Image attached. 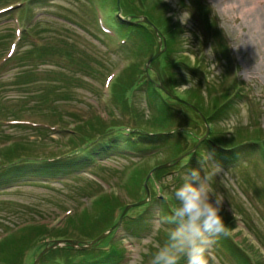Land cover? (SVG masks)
I'll use <instances>...</instances> for the list:
<instances>
[{
  "label": "rangeland",
  "instance_id": "rangeland-1",
  "mask_svg": "<svg viewBox=\"0 0 264 264\" xmlns=\"http://www.w3.org/2000/svg\"><path fill=\"white\" fill-rule=\"evenodd\" d=\"M154 2L163 3L167 17L173 18L167 20L164 27L178 32L173 60L189 63L180 68L166 64L164 39L162 34L156 33L157 44L162 42V49L158 47L155 53L160 52V56L155 64V61L146 64L156 81L154 86H174L175 91L170 94L178 96L177 100L161 92L179 109L191 107L180 97L184 98L188 91H198L205 100L207 111L212 113L216 109L212 107L213 99L226 93L232 98L238 94L234 98L233 112L225 119L211 121L208 127L191 109V117L200 125L197 121L196 124L181 122L182 115L176 114L173 125L182 127H178L181 135L175 142L182 141L185 150L191 149L183 156L174 146L159 147L142 156L128 153L129 150L111 156L108 150V154L97 157L90 166L71 175L0 187V239L8 230L44 225L49 229H66L70 235L60 241H76L80 246L90 243L89 236L84 234L87 229L83 228L89 218L85 219L84 214L89 213L96 220L87 225L92 227L89 234L94 237L96 227L106 225L102 220L103 210L111 204L106 201L100 204L97 200L101 194L120 198L123 208L120 218L125 217L127 206L141 203L148 196L147 190L141 189L145 184L153 192H158L159 185L160 194H171L173 186L182 182V172L187 170L181 163L187 161L195 148L198 150L203 145L201 140L213 130L225 139L242 130L248 134L261 130L263 144L260 145L264 150V0ZM249 2L248 6L254 3L250 6L252 11L243 13V5ZM233 4H237V9H230ZM9 6L12 7L4 10ZM111 8L112 0H0V149L16 142H34L29 147L34 146L42 154L38 156L60 157L69 152L71 143L78 139L76 127L83 120L94 121L99 116L105 124L121 121L123 112L114 103L111 90L117 76L132 58L122 51L124 42L111 22ZM185 10L190 11L191 16L187 24L182 25L177 17ZM117 19L122 21L118 12ZM153 22L160 26L155 19ZM164 34L168 48L172 45L171 36ZM20 35L25 39H20ZM44 46H52L50 53L39 57L36 51ZM88 64L87 68L83 67ZM157 74L163 81L157 79ZM169 74L177 75V85L168 84ZM144 86L129 93V103L132 110L137 109L142 122H150L152 104ZM223 102L225 99L220 105ZM123 118L127 122L128 118ZM243 145L246 147L245 143ZM247 152L244 150L243 154L248 155ZM205 155L209 163L219 165L211 154ZM175 157L178 167L171 164ZM69 164L72 169L79 167L77 160ZM219 166L222 172L214 178L213 187L223 195L222 210L233 220L231 236L254 262L264 264V163L259 154H255L242 159L235 167ZM151 168L154 171L148 177L147 171ZM164 169H171L170 173L163 174L162 178L161 173L155 175ZM137 172H141V177L129 179ZM164 185L167 188L163 192L161 186ZM149 199L151 202L147 205H152L149 207L148 230L136 236L118 224L108 230L111 232L107 231L108 235L102 241L112 238L115 232L110 241L124 252L120 264H150V255L145 249L154 251L153 243H163L171 228L160 223L162 214L158 201L152 200V196ZM142 206L132 207L130 212L138 213ZM111 208L112 212L114 208ZM84 210L86 213L81 215ZM118 212L115 211V217ZM68 216L74 223L67 230L64 227L68 224L69 220L65 221ZM118 220L115 218L114 223ZM13 234H7V237L10 235L8 242L15 238ZM40 245L26 254L24 264H34L42 251L53 247L54 243L46 239ZM208 256L209 264H238L218 250L212 241Z\"/></svg>",
  "mask_w": 264,
  "mask_h": 264
},
{
  "label": "trees",
  "instance_id": "trees-1",
  "mask_svg": "<svg viewBox=\"0 0 264 264\" xmlns=\"http://www.w3.org/2000/svg\"><path fill=\"white\" fill-rule=\"evenodd\" d=\"M27 1L45 2V0ZM121 7L123 17L128 19L127 21H120L117 19V0H112V8L110 9L109 16L111 17V22L117 28L119 39L124 42L122 51H124L126 55L129 54L131 56L129 57L132 58V62L122 70L120 75L117 76L118 78L112 85L111 97L113 98L114 103L120 107V111L124 113H121L120 115L128 118L127 122L123 121V119H125L123 117L121 121H112L113 124L112 122L109 124H105V122L103 123L99 116L96 117L94 121L83 120V122L80 124L78 123L76 127L78 139L71 143L69 152L61 154V158L56 157L55 155L51 157L38 156L42 154L38 153V150L34 146L29 147V144H33L34 142H16L6 148L0 149V187L14 184L16 182H26L28 180L40 181L68 176L72 173L78 172V170L84 166H90L91 163L95 162L97 157H103L104 154L106 155L108 153H111L110 155L112 156L116 153L123 152L124 150H129L128 153H139V155L142 156L148 151L157 150V148L159 149V147L174 146L175 151L183 156L189 153L191 149L185 150L186 147H184L182 141L175 142L176 138H179L181 135V133L178 132L180 129L178 127H182L173 125V122L176 123V114L182 115L181 122L186 121V123L193 122L196 124L198 121L191 117V109L198 114L199 118H197L199 121L202 120L201 116H203L210 126L211 121L225 119L231 112H233L234 98L237 97L238 94H235L234 98H232L226 93L213 99L212 107H214V109L216 108L213 113L207 111L205 100L200 97L201 94L198 91H188L184 98L180 97L181 100L190 104L192 108L184 106V109H179L173 105V103H171L173 101L166 98L164 94L154 86L156 81L153 80L151 72L149 73L151 78H149L145 72L147 62L154 56V54H156L155 52L158 51V40L155 36L156 33L153 28L148 25L134 23L140 18L147 17L163 35H165L164 33H168L171 36L172 45L170 47L168 46L167 52L163 54L164 59L166 60V64H169L171 68L177 67L178 65V68H180V65L183 64L184 66H188L189 63L184 60L179 62L173 60L172 56L176 54V50H174L175 48L173 46L175 43V36L178 32L176 30L171 31L167 26L164 27L165 22L167 20H172L173 18L171 16L167 17L165 11L166 8L163 6V3H156L154 0H122ZM153 19L159 22L160 26L153 22ZM129 20H131V22H129ZM160 27H162L161 29H163L164 33L160 30ZM28 35L30 36V34ZM49 48L44 46L39 48L36 53L39 54V57L47 55L50 53ZM70 57L71 56L69 55L68 58ZM143 61L145 62V65H143ZM155 63L156 61L153 64ZM157 64L159 63L157 62ZM88 66L89 64L83 67L87 68ZM155 69L159 74L158 68L155 67ZM158 74L157 79L163 81L160 77L162 73L160 76ZM176 76L177 75L169 74L168 84H171L172 82L177 85L178 82L176 81ZM143 86L147 87V95L151 98L150 102L152 104L153 116L150 122H142L140 115H138L139 113L136 111L137 109L134 108L132 110L133 106L129 103V93L136 89L138 90ZM164 86L171 93L175 91L173 88L174 86L170 87L166 84H164ZM224 99L225 102L220 105L221 101ZM120 122H124V124H121ZM146 122L148 124H145ZM201 122L203 123V120ZM198 124L200 125V122H198ZM261 132L262 131L260 130L259 132L248 134L245 133V130H242L239 131L237 135L229 136L225 139L222 137L221 133L214 132L213 130L203 141V145L200 146V148L196 150L187 161L181 163V166L186 169L190 167L196 168L199 157L205 158V153L211 154L217 164L221 166L228 165L229 167L230 165H238L242 159H248L255 154H259L260 160L264 163V150L263 146L260 145L263 142L261 139ZM191 136L194 135L192 134ZM244 143L246 147H242L244 146ZM248 144L250 146H247ZM97 147L99 150L96 149ZM244 150H248V155H245V153L243 154ZM83 154L86 156H82ZM85 157L87 158L86 162L84 161ZM177 159L178 158L175 157L171 162L175 167H178L179 165H176ZM76 160L79 167L72 169L69 163ZM154 169H156V167H154ZM154 169L151 168L148 171L146 170L147 176H149ZM170 170L171 169H164L161 172L155 173V175L161 173L162 178V175L170 173ZM137 175L141 177L142 174L141 172H137L129 177V179L132 177L134 178ZM32 177L34 179H31ZM143 188L144 187L142 186L141 189L143 190ZM166 188L165 185L163 187L161 186L163 192ZM149 190L150 193H152V200L158 201L162 216L170 214L171 194L168 193L162 195L160 194L162 193L160 191L153 192L150 186ZM97 201H100V204L104 201H106V203L111 202V204L109 207L105 208L106 210H103L102 220H105L106 225L96 227L97 231L95 234L93 233L94 237H91L92 234H89L92 227H87V225L96 220L92 218V216L90 217L89 213L84 214L86 213L85 210L81 213V215L84 214L85 219L89 218L85 221L87 225L83 228L84 230L87 229L84 234L89 236L90 241L96 239L98 236L116 225L117 222L114 223V219L117 217H115L114 213L122 208L120 198L115 195L101 194ZM150 205H152V203ZM150 205L141 207L138 213H135L134 211L129 212L123 218L124 223L121 222L122 227L129 229V231L136 236L148 230V223L151 219L149 217ZM111 207L114 208L112 212ZM134 214L137 215L134 216ZM221 215L224 218L225 232L210 236L215 247L218 250H222L225 255L229 256L238 264H258L252 260L251 256L247 254V251L241 248V244L238 242L236 243L231 236L234 227L232 225L233 220L230 218L229 214L222 210ZM69 217L65 220L66 222L69 220L67 222L68 224L65 225L66 227H64V229L67 228V230L69 229V226L74 223ZM91 218L93 220H91ZM167 226L172 227V225ZM8 233H14L13 235H15V238L8 242L10 234L8 237L6 236L0 241V264H24L26 254L35 248L36 245L41 246L40 243H44L46 239L52 240L53 243H55L56 241H60L70 235L66 229L65 231L57 228L49 229L44 225H28L16 231H6V234ZM114 234L115 232L113 233L112 238L114 237ZM112 238H107L106 241L95 245L91 250L81 251L69 246L51 250L42 258L40 264H120L124 259V252L111 244L112 241L110 240ZM38 241L40 243H38ZM25 245H27V247ZM181 264H183V262H181Z\"/></svg>",
  "mask_w": 264,
  "mask_h": 264
},
{
  "label": "clouds",
  "instance_id": "clouds-1",
  "mask_svg": "<svg viewBox=\"0 0 264 264\" xmlns=\"http://www.w3.org/2000/svg\"><path fill=\"white\" fill-rule=\"evenodd\" d=\"M191 12L183 11L177 18L186 25ZM198 159V168L182 172V182L171 190L170 214L159 217L160 223L172 225L163 243L154 242L150 264H209L210 236L225 232L223 195L213 187V180L220 176L219 165ZM159 191V185H157Z\"/></svg>",
  "mask_w": 264,
  "mask_h": 264
},
{
  "label": "water",
  "instance_id": "water-1",
  "mask_svg": "<svg viewBox=\"0 0 264 264\" xmlns=\"http://www.w3.org/2000/svg\"><path fill=\"white\" fill-rule=\"evenodd\" d=\"M121 2H122V0H117L118 10H119V17H121ZM141 22L153 26L152 23H151L150 21H148V19H146V18L142 19ZM164 42H165V40H164ZM161 44H162V42L159 43L160 48H161ZM159 56H160V52H158V54L153 58V61L156 60ZM158 89H160V90H162L163 92H165V93H166L168 96H170L171 98H173V99H175V100L178 99L176 96L171 95L170 92H169L164 86H162V85H158ZM162 168H163V167H162ZM145 203H146V201L141 202V203H138V204L133 205V206H129V207H127V209L125 210L123 216L127 213V211H128L130 208L135 207V206H138V205H142V204L144 205ZM111 231H112V230H110L109 232H111ZM109 232H108V233H109ZM108 233H105L104 235L100 236L98 239H96V240L93 241L92 243H87V244H85V245H81V246L79 245V243L74 242V241H62V242L60 241V242L56 243L53 247L46 249V250H45V251L39 256V259L35 262V264H38L40 258L43 257V256H44L49 250L54 249V248H56V247H58V246H61V245H64V244H68L69 246H71V247H73V248H76V249H80V250H88V249H91L94 245H96L97 243L103 241V240L106 238V236L108 235Z\"/></svg>",
  "mask_w": 264,
  "mask_h": 264
},
{
  "label": "bare ground",
  "instance_id": "bare-ground-1",
  "mask_svg": "<svg viewBox=\"0 0 264 264\" xmlns=\"http://www.w3.org/2000/svg\"><path fill=\"white\" fill-rule=\"evenodd\" d=\"M249 4H250V2H249V3H246V4L243 5V10H242L243 13H249V12L252 11V7H250V6H252L254 3H251V5L248 6ZM236 5H237V4H233V5H231V6H230V9H231V10H233V9H237V8L235 7ZM240 9H241V7H240Z\"/></svg>",
  "mask_w": 264,
  "mask_h": 264
}]
</instances>
